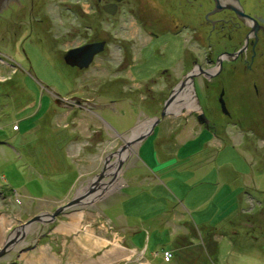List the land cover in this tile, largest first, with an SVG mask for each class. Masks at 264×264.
<instances>
[{
	"label": "rangeland",
	"instance_id": "rangeland-1",
	"mask_svg": "<svg viewBox=\"0 0 264 264\" xmlns=\"http://www.w3.org/2000/svg\"><path fill=\"white\" fill-rule=\"evenodd\" d=\"M93 1L95 0H34L33 7L28 1L27 9L20 11L19 14L23 15L18 18L19 23L11 9L0 16V143L9 144L17 138L19 140L66 138L72 133L71 126L80 121L88 123V126L94 123L104 128L108 126V136L105 137L104 144L99 145L101 156L99 164L95 171H91L80 180L73 196L80 193L101 171L106 158L111 156L109 163L116 162L113 155L124 145L134 127L159 117L164 102L176 83L184 76L182 75L186 65L184 53L189 46L187 43L189 32L186 29L180 32L178 38L160 33L172 31L177 21L186 24V18L180 11L175 10L176 5L172 0H122L115 16L104 14L100 5L98 26L111 35L110 48L128 47L125 40L130 36L134 37L138 45L137 36L142 30H147L160 34L162 38L155 44L159 45L161 51L154 52L155 44L147 47L142 57L146 64L140 68L141 73L146 72L147 77L143 79L133 74V69L140 67L138 64L127 67L119 63L107 65L101 61H96L95 65L79 76L73 69L55 63L54 58L58 56L59 51L66 49L61 41L67 32L72 28H83L89 24L83 22L80 24L73 17L70 18L67 9L80 7L87 11L90 10ZM107 1L110 0H102V3ZM41 19L50 21V27L37 25L35 21ZM148 37L147 42L150 40ZM25 56H28L30 63L25 60ZM174 57L179 58L178 60L184 58L181 64L178 62L174 65L172 60ZM127 69L132 71L131 75L126 73ZM118 78L123 81V85L107 87ZM112 89L122 91L123 95L116 92L112 94L110 91ZM181 108L183 109L179 115L166 117L155 127L153 133L144 139L145 141L149 139L150 146H145L147 150L143 149L139 153L140 145L135 144L129 148L118 181L111 186L114 188L112 192L88 205L66 210L57 220L71 213L84 211L90 218L106 224L102 220L111 219L116 207L109 208L108 205L115 202L117 195L127 190L126 187H122L128 182L130 175L138 173L135 166L140 154L149 152L155 157L153 139L165 137L176 126L181 125L184 128L188 124H196L190 115L191 108L186 109L183 105ZM263 121L264 115L260 122ZM14 125L19 127L18 131L13 130ZM65 126L69 128L65 129ZM27 128L31 130L24 134ZM219 132L221 131L217 130V133ZM205 133L204 137L188 144L181 153H195L201 150V157L207 155L209 149L206 150L202 146L207 137V132ZM226 133L235 144L225 139L224 150L217 152L215 149L213 153L217 152L216 155H219L215 162L227 168L225 173L229 177L228 181L232 179L230 175H234L232 186L222 179L220 186L232 192L228 194L227 200L236 201V204L232 202V209L228 208L229 204H225L226 208L222 209L220 214L214 208L206 209L203 214L209 219L208 223L195 224L196 226L185 224L181 227L184 231L180 229L178 223L175 227L174 224L164 226L156 235L155 242L159 247L156 248L154 264H264V135L260 136L264 134V129L262 131L257 129L254 133L237 134L228 128ZM180 146L181 142H177L171 152H178ZM1 150L5 149L0 148ZM4 152L9 162L14 163L15 155L6 150ZM216 165H213L214 169ZM5 172L8 178L18 175L15 169L9 170L6 166ZM110 179L111 176H108L103 182L106 183ZM210 181H212L210 177L205 179L207 183ZM198 188L197 184L194 190ZM200 189L207 191L205 188ZM205 194L206 192H202L198 198ZM4 196L10 195L6 191ZM1 206L3 203L0 197V210ZM19 207L21 208L13 201L8 208ZM234 208L237 215L229 220L228 215ZM53 224L34 225L29 235L46 234ZM165 251L171 253L169 263L164 261ZM8 255L9 253L0 258V264H7L6 261L9 260L5 257ZM147 256L149 257V252Z\"/></svg>",
	"mask_w": 264,
	"mask_h": 264
},
{
	"label": "crops",
	"instance_id": "crops-1",
	"mask_svg": "<svg viewBox=\"0 0 264 264\" xmlns=\"http://www.w3.org/2000/svg\"><path fill=\"white\" fill-rule=\"evenodd\" d=\"M155 51H161L157 44L154 45ZM178 59H172L174 65ZM145 64L133 69V74L142 79L147 77L145 71H140ZM131 65L137 64L130 63L128 66ZM126 73L130 75L129 69ZM122 82L118 78L107 87L123 85ZM110 91L123 95L118 89ZM68 128L65 126V129ZM107 129L108 126L104 128L97 123L88 126V123L80 121L71 126L72 133L66 138H17L9 144L0 143V148L15 155L12 163L7 159L5 150L0 151V197L3 203L0 210V247L21 223L38 214L51 213L72 199L80 180L97 168L101 158L99 145L104 144L108 136ZM13 130L18 131L19 127L14 125ZM30 130L27 128L24 134ZM205 134V130L197 124H188L184 128L176 126L165 137L154 138L155 157L149 152L140 154L135 166L138 173L130 175L122 187L127 190L108 205L109 208L116 206L117 210H113L111 219L102 220L106 224L90 218L84 211L71 213L58 219L46 234H28L13 253L5 257L9 260L6 263L154 264L156 248L159 247L155 242L156 235L164 226L174 224L175 227L178 223L184 231L181 227L185 224L208 223L209 219L203 214L206 209L214 208L220 214L222 209L225 210V204H229L230 209L231 204H236V201L227 200L228 194L232 192L220 186L221 179L232 186L234 175H230L232 179L228 181L229 177L225 173L227 168L215 162L219 156L216 153L223 151L226 146L225 139L235 144L227 133L207 132L202 146L209 152L203 157L200 156L201 150L181 153L188 144L197 142ZM177 142H181L180 150L171 152ZM139 145V153L143 149L147 150L145 146H150L149 139ZM215 149L217 152L214 154ZM212 164H217L215 169ZM5 166L9 170L15 169L18 175L8 178L7 172L4 173ZM207 177L212 178V181L205 182ZM197 184L199 188L194 190ZM6 191L10 195L6 196L8 199L3 197ZM202 192L206 194L198 198ZM13 201L21 208H8ZM236 215L234 208L228 215L229 220ZM164 261L169 263L165 258Z\"/></svg>",
	"mask_w": 264,
	"mask_h": 264
},
{
	"label": "flooded vegetation",
	"instance_id": "flooded-vegetation-1",
	"mask_svg": "<svg viewBox=\"0 0 264 264\" xmlns=\"http://www.w3.org/2000/svg\"><path fill=\"white\" fill-rule=\"evenodd\" d=\"M26 1L18 0L20 6L11 2L0 11V16L11 9L14 17L18 19L23 15L19 14L20 11L27 9L28 1L33 7L34 0ZM121 1L110 0L102 3V0H95L87 11L80 7L67 9L70 18L73 17L80 24H89L83 28H72L62 37L61 44L66 49L57 53L55 63H61L68 68L65 56L69 51L86 45L101 44L89 67L95 65L96 61L105 62L107 65L144 64V52L149 45L162 38L160 34L142 30L137 36L138 45L134 37L130 36L125 40L128 47L110 48L111 35L98 26L99 6L101 5L104 14L115 16ZM172 1L176 5L175 10L180 11L186 18V24L177 21L172 31L160 33L178 38L183 29L189 32L187 43L190 48L187 46L184 53L186 65L182 75L191 76V92L194 97L190 88L187 90L189 93H181L180 97L186 100V109L191 108L190 115L196 122L198 111H201L208 120L207 126L202 128L212 134L217 133V130L226 133L228 128L237 134L254 133L257 129L262 131L264 121H260L264 115V0H237L242 14L254 20L250 25L243 22L234 9L223 7L217 11L215 0ZM108 6H115L114 14L105 11ZM19 22L18 19L17 23ZM35 22L37 25L50 27V21L46 19ZM147 37L150 39L148 42ZM183 58L178 61L180 64ZM25 60L30 63L28 56H25ZM69 68L79 76L87 71ZM131 72L129 70L130 75ZM263 135L260 134L262 137Z\"/></svg>",
	"mask_w": 264,
	"mask_h": 264
},
{
	"label": "water",
	"instance_id": "water-1",
	"mask_svg": "<svg viewBox=\"0 0 264 264\" xmlns=\"http://www.w3.org/2000/svg\"><path fill=\"white\" fill-rule=\"evenodd\" d=\"M11 2L18 3V5L20 6L18 0H0V11L2 9H5ZM215 3L217 6V11L222 9L223 7H229L230 9H234L240 19L247 25H250L254 22V20L242 14L241 7L237 0H215ZM114 7L115 6L105 7V11L110 14H114ZM101 46V44L86 45L81 48L69 51L65 56L67 65L69 67L77 68L79 70L88 69L92 62L94 54H96L100 50ZM190 77L191 76L189 75L183 76L182 80H180L175 85L169 97L164 102L159 117L149 119L147 122L142 123L137 127H134V129L131 131L130 137L128 136L129 139L126 138L124 145L113 155L116 158V162L112 164L113 166H111V163H109V160L111 158V156H109L104 161V166L101 171L88 182L86 187H84L80 193H77L75 196H73L70 201H68L62 206L57 207L52 213L38 214L28 219L24 223H21L19 226L15 227L11 231L4 244L0 247V258L4 257L8 253L13 252L16 246H18L26 238V236L29 234L34 225L53 224L57 220V218L66 210L79 205H88L99 199L101 196L106 195V193L112 192L114 188H111V186L115 184L120 175L122 163L129 148L133 144L139 145L144 139H146V137H148L154 131L155 127L159 125L166 117L171 115H179L181 113L183 108L178 106V97L181 93L186 92L188 88H190L191 92L192 81ZM222 107L224 108L223 101ZM173 110H175V112H173ZM196 124L200 127H206L208 124V120L201 111H198ZM140 129H143V131L134 136V134H136ZM111 167L113 168V172L109 174L107 171ZM108 176H111V179L104 183L103 180Z\"/></svg>",
	"mask_w": 264,
	"mask_h": 264
},
{
	"label": "bare ground",
	"instance_id": "bare-ground-1",
	"mask_svg": "<svg viewBox=\"0 0 264 264\" xmlns=\"http://www.w3.org/2000/svg\"><path fill=\"white\" fill-rule=\"evenodd\" d=\"M181 98V99H180ZM178 105L181 107L182 105L186 108V100H184V99H182V97H178ZM143 131V129H140L136 134H134V136H136L137 134H139V133H141ZM133 136V135H132ZM133 136V137H134ZM130 137V136H129ZM133 137H131V138H133ZM129 139V138H128ZM112 165V164H111ZM109 174L111 173V172H113V169L112 168H109L108 169V171H107ZM117 181H118V179H117ZM117 182H115V184H116ZM114 184V185H115Z\"/></svg>",
	"mask_w": 264,
	"mask_h": 264
},
{
	"label": "built area",
	"instance_id": "built-area-1",
	"mask_svg": "<svg viewBox=\"0 0 264 264\" xmlns=\"http://www.w3.org/2000/svg\"><path fill=\"white\" fill-rule=\"evenodd\" d=\"M164 258H165L166 261H169V259L171 258V253L165 252L164 253Z\"/></svg>",
	"mask_w": 264,
	"mask_h": 264
}]
</instances>
